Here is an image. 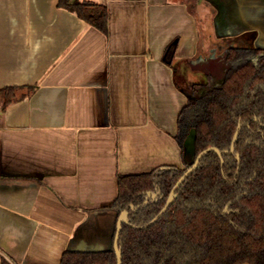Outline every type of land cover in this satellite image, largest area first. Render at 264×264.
<instances>
[{
	"label": "crops",
	"instance_id": "1",
	"mask_svg": "<svg viewBox=\"0 0 264 264\" xmlns=\"http://www.w3.org/2000/svg\"><path fill=\"white\" fill-rule=\"evenodd\" d=\"M57 1L0 0V264L106 248L117 178L192 157L174 138L187 86L221 77L229 43L264 47V0H79L106 32Z\"/></svg>",
	"mask_w": 264,
	"mask_h": 264
},
{
	"label": "trees",
	"instance_id": "2",
	"mask_svg": "<svg viewBox=\"0 0 264 264\" xmlns=\"http://www.w3.org/2000/svg\"><path fill=\"white\" fill-rule=\"evenodd\" d=\"M57 4L106 32L104 6L79 0ZM173 57L174 44H169L164 60L170 63ZM223 60L220 78L187 86L188 101L177 118L174 138L185 156V143L193 134V157L181 168L119 176L111 207L118 217L134 205L129 222L137 226L149 222L200 151L210 146L230 148L239 121L235 153L240 162L235 154H223L222 164L209 151L155 223L145 228L123 224L122 264H264V47L229 43ZM4 90L6 104L14 89ZM154 190L159 197L144 204L146 192ZM60 264H117V260L112 248L66 250Z\"/></svg>",
	"mask_w": 264,
	"mask_h": 264
},
{
	"label": "water",
	"instance_id": "3",
	"mask_svg": "<svg viewBox=\"0 0 264 264\" xmlns=\"http://www.w3.org/2000/svg\"><path fill=\"white\" fill-rule=\"evenodd\" d=\"M240 128H241V122L239 121L237 128H236V131L233 135L230 148L228 150H220L215 146H210V147L203 149L202 151H200L197 154V156L192 160L191 165L185 170V172L179 177V179L175 182L174 186L171 188V190H170V192H169V194L165 200L163 207L159 210V212L149 222H147L143 225H140V226H137V225L130 223L129 222L130 211L134 210L136 208V206L130 205V210H128L126 208L118 215V217H116L114 231H113L112 237L109 240L106 248L104 246H101V245H95L93 248H89V249H87V248H76L75 251H86V252L92 251V252H95V251L108 250V249L112 248L115 252V255H116L117 264H122V251H121V247L119 245V237H120L122 225L123 224H129L133 227L145 228V227H148V226L152 225L153 223H155L159 219V217H161V215L170 207L172 202L175 200V198L177 196V193H176L177 189L180 187V185L183 183V181L186 179V177L189 176L197 168L202 157L206 153H208L209 151H214L220 157L222 164H223V159H222L223 154H235V157H236L238 164H239L240 156L238 153H235V144H236V140H237V136H238ZM185 148L188 149V152H190L192 157H193V139H191V138L187 139V141L185 143ZM158 196H159V192L147 191L146 197H145L143 203L147 204L149 202V198H151L152 200H156L158 198Z\"/></svg>",
	"mask_w": 264,
	"mask_h": 264
},
{
	"label": "rangeland",
	"instance_id": "4",
	"mask_svg": "<svg viewBox=\"0 0 264 264\" xmlns=\"http://www.w3.org/2000/svg\"><path fill=\"white\" fill-rule=\"evenodd\" d=\"M218 61H220V58H217V59H215L212 63H216L215 64V67H216V73H217V75H220L221 74V76H222V65H220V63H218ZM222 62H224V60H222L221 59V63ZM218 64V65H217ZM177 80L179 81V82H182L183 83V75L181 74V72L180 71H178V73H177ZM185 166V165H184Z\"/></svg>",
	"mask_w": 264,
	"mask_h": 264
},
{
	"label": "flooded vegetation",
	"instance_id": "5",
	"mask_svg": "<svg viewBox=\"0 0 264 264\" xmlns=\"http://www.w3.org/2000/svg\"><path fill=\"white\" fill-rule=\"evenodd\" d=\"M241 125H242V124H241ZM189 138L193 139V134L190 135ZM153 192H158V191L154 190ZM145 197H146V195H145ZM158 197H159V196H158ZM150 201H153V200H152L151 198H149V202H150ZM149 202H148V203H149Z\"/></svg>",
	"mask_w": 264,
	"mask_h": 264
}]
</instances>
